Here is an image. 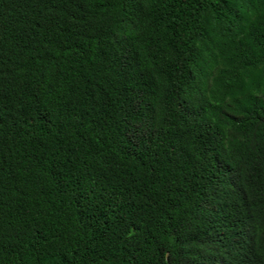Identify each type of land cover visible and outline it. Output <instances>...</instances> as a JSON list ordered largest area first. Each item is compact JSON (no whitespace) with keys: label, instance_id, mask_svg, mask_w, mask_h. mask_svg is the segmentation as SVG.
Instances as JSON below:
<instances>
[{"label":"trees","instance_id":"16d2710c","mask_svg":"<svg viewBox=\"0 0 264 264\" xmlns=\"http://www.w3.org/2000/svg\"><path fill=\"white\" fill-rule=\"evenodd\" d=\"M0 264H264V0H0Z\"/></svg>","mask_w":264,"mask_h":264}]
</instances>
